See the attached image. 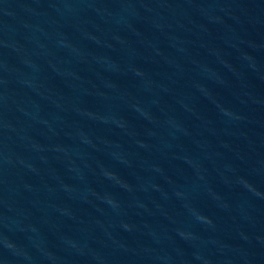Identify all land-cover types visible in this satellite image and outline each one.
I'll list each match as a JSON object with an SVG mask.
<instances>
[{
    "label": "water",
    "instance_id": "1",
    "mask_svg": "<svg viewBox=\"0 0 264 264\" xmlns=\"http://www.w3.org/2000/svg\"><path fill=\"white\" fill-rule=\"evenodd\" d=\"M193 264H264V0H222L199 139Z\"/></svg>",
    "mask_w": 264,
    "mask_h": 264
}]
</instances>
